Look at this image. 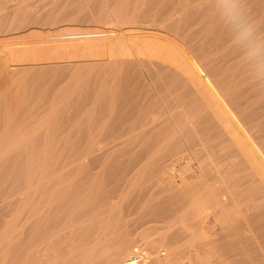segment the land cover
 I'll list each match as a JSON object with an SVG mask.
<instances>
[{"label": "bare ground", "instance_id": "obj_1", "mask_svg": "<svg viewBox=\"0 0 264 264\" xmlns=\"http://www.w3.org/2000/svg\"><path fill=\"white\" fill-rule=\"evenodd\" d=\"M30 1L0 0V264H264V70L223 0Z\"/></svg>", "mask_w": 264, "mask_h": 264}, {"label": "clouds", "instance_id": "obj_2", "mask_svg": "<svg viewBox=\"0 0 264 264\" xmlns=\"http://www.w3.org/2000/svg\"><path fill=\"white\" fill-rule=\"evenodd\" d=\"M222 12L236 26L235 40L243 46L245 60L264 70V41L257 38L253 25L245 24L239 19V12L231 0H223Z\"/></svg>", "mask_w": 264, "mask_h": 264}, {"label": "rangeland", "instance_id": "obj_3", "mask_svg": "<svg viewBox=\"0 0 264 264\" xmlns=\"http://www.w3.org/2000/svg\"><path fill=\"white\" fill-rule=\"evenodd\" d=\"M29 1H30V0H29ZM32 1H33V0H31L30 2H32ZM12 3H13V2H12ZM36 3H37V2H36V0H35V1H34V4H36ZM36 5H38V4H36ZM46 6L48 7V5H46ZM143 76H144V80H145V81H148V77H147V75H146V72H143ZM145 77H147V78H145ZM49 89H50V88H49ZM64 128H65V127H64ZM65 130H68V129H65ZM63 132H64V131H63ZM66 132H67V131H66ZM66 132H65V133H66ZM56 137H58V136H55V138H56ZM55 138H54V139H55ZM57 141H58V142H61L62 140H59V138H58V140L55 139V140H54L55 144H57ZM62 143H63V142H62ZM62 143H60V144L63 145ZM57 145H58V144H57ZM59 146H60V145H59ZM184 147L187 149L186 146H184ZM182 149H183V150H182ZM180 150H182L181 153H180V155H181L182 153L184 154L185 152H188V149H187V151H186L183 147H181ZM183 154H182V155H183ZM182 155H181V156H182ZM167 158H168V159H167ZM170 158H172V159H170ZM173 158H174V157H169L168 155L165 156V157H164V159H165V163H167V164H169V163H171V164H172V163H176L177 165L173 164V165H175V167H176V166H177V167H180V166H182V165H184V164H186V163H187L188 165L191 164L190 167H193L194 165L197 164L196 161H195L194 159H188V162H187V161H186L185 159H183L182 157H179V160L176 159L175 162H171V160H174L175 158H178V157H175L174 159H173ZM190 160H191V161H190ZM168 161H169V162H168ZM178 161H179V162H178ZM181 161H182V162H181ZM183 161H185L184 164H183ZM192 162H193V164H192ZM179 164H180V165H179ZM177 167H176V168H177ZM194 167H195V166H194ZM240 190H242V189H240ZM243 191H244V190H243ZM243 191H241V192L238 191V193H242V194H243V193H244ZM245 191H246V192H247V191L250 192L249 189H245ZM6 193H7V192H5V193L3 192V193L0 194V205H3V203L6 201V200H4V199H6V198H7V199L10 198V197L7 195L8 193H7V194H6ZM14 195H15V194H14ZM225 195L228 197L227 199L225 198ZM245 195H246V194H245ZM245 195H244V194H243V195H241V194L238 195V194H237V196H238L239 198H238V197H235V196L232 198V199L235 198V200H234V201H235V205H236L238 202L240 203L239 205H241L243 202L245 203V204L243 203V204H242L241 206H239V207L236 206V210H237V209H241V210H242V208H240V207H243V206H244L243 209H246V210H242L243 212H241L240 214H239V210H237V212H236V217H238V216L240 217V215L242 216V213H244V215H246V213H247V215H249V213L251 214V213H253V212L255 211V210H253V209H251V208H247V207H248V204H246L247 202H245V201H246V200H245ZM7 196H8V197H7ZM229 196H230V194H228V193L224 194V196H223V200H225L226 202H228L229 199L231 198V197H229ZM5 197H6V198H5ZM242 198H243L244 201H243V200H242V201L240 200V199H242ZM236 199H237V200H236ZM1 201H2V202H1ZM230 201H231V200H230ZM230 201H229V202H230ZM232 201H233V200H232ZM234 201L232 202V206L234 205ZM229 202H228V203H229ZM248 203H249V202H248ZM229 204H231V203H229ZM228 207H231V206H228ZM237 207H238V208H237ZM5 208H7V207H5ZM256 209H257V208H256ZM8 211H9V208H7V210H6V209L4 210V214H3V215H4V216H3L4 218L7 217V219H9V218H10L9 216L12 215V214H11L12 211H10V212H8ZM256 211H258V209H257ZM256 211H255V212H256ZM5 213H6V214H5ZM8 214H9V216H8ZM253 214H254V216H252V217H253L254 219H257L256 222L261 223V224H262V222H264V221H262V220H263L262 217H263L264 215L260 216V217L262 218V219H260V218L258 217L259 214H258L257 212H256V214H257L256 217H255V213H253ZM237 215H238V216H237ZM8 217H9V218H8ZM239 217H238V218H239ZM242 217H243V218H242ZM242 217H241V219H240V221H239V222H241V223H240V228H242L243 224H244L245 227H246V225L249 226V225H250L249 223L252 222V218L249 217V216H248V219H247V217H244V216H242ZM250 219H251V220H250ZM247 221H249V222L247 223ZM260 221H262V222H260ZM253 222H254V221H253ZM256 222H255V223H256ZM255 223H254V224L251 223V224L255 225ZM238 224H239V223H238ZM251 226H252V225H251ZM256 226H257V225H256ZM0 230H1V229H0Z\"/></svg>", "mask_w": 264, "mask_h": 264}]
</instances>
